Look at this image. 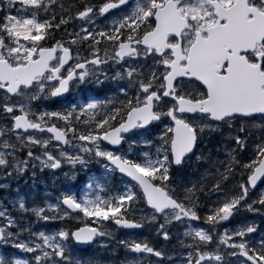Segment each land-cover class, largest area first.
<instances>
[{"label":"snow or ice","instance_id":"6c2138e0","mask_svg":"<svg viewBox=\"0 0 264 264\" xmlns=\"http://www.w3.org/2000/svg\"><path fill=\"white\" fill-rule=\"evenodd\" d=\"M109 83L112 97L68 99ZM91 159L123 189L101 195L90 181L40 207L17 187L12 209L0 204V264H95L73 253L111 238L106 221L164 242L177 229L178 253L120 239L122 264H264L259 225L219 231L241 209L264 216V190L251 198L264 184V0H0V177ZM81 213L101 227L34 230Z\"/></svg>","mask_w":264,"mask_h":264},{"label":"rangeland","instance_id":"374dc122","mask_svg":"<svg viewBox=\"0 0 264 264\" xmlns=\"http://www.w3.org/2000/svg\"><path fill=\"white\" fill-rule=\"evenodd\" d=\"M103 23V21H101ZM85 87V92L83 94H80L78 91L72 95V97L69 100H82L84 97V94L86 96H93V91L95 90L97 93V87L95 85L89 84L84 86ZM112 87H108L110 89ZM99 91L98 93H104L105 90ZM114 96V95H113ZM94 97H97L96 95ZM112 97V96H109ZM50 101V100H49ZM46 101L45 103L47 104ZM50 108V107H49ZM51 110H57V109H52ZM143 131V130H139ZM157 134L156 129H150L147 132H143L144 137H155ZM47 135H45L46 138ZM133 140H141L142 137L141 135H135L131 137ZM54 143V142H53ZM55 144V143H54ZM143 147V145H141ZM129 148L128 144H124V150L127 151ZM144 151H147L148 149L146 147L143 148ZM139 151V149H137ZM154 151V149H153ZM223 152V151H222ZM58 155V153H56ZM252 152L249 150V152L246 153L247 158L251 157ZM64 169L59 170L56 174L51 173L49 177H43L40 174L36 173L35 181H33L32 178V173H28L27 176L19 180L18 182L13 180V181H5L2 177H0V184L4 183H10L11 188L5 189V188H0V204H3L8 207L9 210L12 209V204L10 203L11 200H13L17 193L15 189L18 187L20 190V194L24 195L29 203V206L31 204V201L34 200V195L33 192L34 190H39L46 194L47 197H51L53 201H45L48 203H55L56 198L61 195L62 191H70L72 193H77V194H82L83 191H85V186L91 181L93 184V188L89 191H95L97 194H107V195H115L116 194V189H123L124 185L123 184H117L118 188L115 187H107L108 184L111 183V175L106 176L105 175V169L102 165V163L97 162L96 159H91L87 163L86 167H81L80 165H76L75 168H73L70 164L65 162L63 164ZM50 171V170H48ZM65 173H69V176L71 178H67L65 176ZM190 177V173H189ZM120 179V178H118ZM113 180V179H112ZM101 187L104 189V192H101ZM264 190V185L258 190L253 196H251L252 199H255L258 197L260 191ZM251 202V200L249 201ZM38 205V204H36ZM40 206V205H39ZM44 206L41 207H45ZM16 215L17 213H13ZM245 211L240 215L239 213L236 215L235 218H233L230 222L225 221L222 223V226L220 227L219 231L223 232L225 228L228 230H231L232 228L238 226L239 224L243 223H252L254 222L255 224L259 225V222L255 221L254 219H246ZM256 214V213H252ZM258 217L264 218V216H261L260 214H256ZM35 218V216H32ZM139 218V216L137 215ZM26 219H29L26 217ZM36 220V218H35ZM70 222V223H69ZM68 223H66L65 227L72 226L74 224L75 226L77 225H91L93 224L92 220H89L88 218L83 217V214H80V217L78 219H72ZM39 223H43V221H40ZM51 224H56L51 226V232L55 231L58 229L60 226L58 222H54ZM104 225H107V227L104 229L105 231H108L112 233V237H105L98 239L93 246L91 247V250L95 251V254L98 255L100 258H104L110 262V264L114 263L115 261L118 263H122V261L125 258V250L122 247L118 246V241L120 239L124 238H135L138 240H143L147 239L151 243H155V240L159 239V245L163 248H166L169 252V254H172L173 249L175 248L176 252L178 253L179 245H178V239L176 236L177 229H172L173 232V239L171 242H164L162 238H157L155 236V233L150 230L149 228L146 227V230L144 229L139 232V233H128L124 231H119L115 229L110 223L108 222H103ZM193 226L197 224V222L193 221L192 222ZM207 227V226H204ZM184 228H180L179 232L182 234ZM182 238V236L180 237ZM90 250V251H91Z\"/></svg>","mask_w":264,"mask_h":264},{"label":"trees","instance_id":"16d2710c","mask_svg":"<svg viewBox=\"0 0 264 264\" xmlns=\"http://www.w3.org/2000/svg\"><path fill=\"white\" fill-rule=\"evenodd\" d=\"M69 2H79V0H69ZM63 33H60V32H58V33H56V36H57V39H59L60 38V36L62 35ZM105 96H108L107 94H105V93H101L100 94V97L101 98H103V97H105ZM243 157H244V159H245V162H247V156H246V153H244L243 154ZM224 158V156H222L221 157V159H223ZM188 176H189V173H188ZM190 179H193V180H198V179H200L201 177H200V174H195V175H190V177H189ZM244 179H246V177L244 178ZM206 183H208V185H209V187H211V185H212V183H214V181L213 180H207V181H205ZM239 182V175L237 174V178L235 179V180H232V181H230L229 182V187H231L232 186V184H235V183H238ZM106 187H113V184L112 183H110V184H108ZM253 194H251V196H252ZM211 199H215V196H213ZM201 203L202 204H204L205 203V198L204 197H201ZM208 207H211V204L209 203L208 204ZM206 212H207V208H205L203 211H201L200 212V215H201V217H203L205 214H206ZM244 212V210L243 209H241L240 210V212H239V214L241 215L242 213ZM245 213H248V214H245V216H246V219L248 218V219H254L255 221H257V222H259V226L262 228V229H264V218H262V217H258L256 214H252V212H247V211H245ZM30 219L32 220V218L30 217ZM33 222H35V221H33ZM202 225H203V221L201 220V222H200ZM53 225H55V224H47V225H45V224H42V223H34V230H36V231H39V230H44V231H46V232H51V226H53ZM74 224H72V226H73ZM205 226H207V225H205ZM74 227V226H73ZM84 251H82V252H79L80 254L81 253H83ZM74 254V257L75 258H78V259H81V260H83V261H89V260H92V261H95V264H104L105 262H106V260L105 259H102V258H100V257H98V255H96L95 254V252L94 251H89L88 252V254L87 255H85V253L82 255V256H78L76 253H73ZM112 264H122V263H118V262H114V263H112Z\"/></svg>","mask_w":264,"mask_h":264},{"label":"flooded vegetation","instance_id":"af4514ba","mask_svg":"<svg viewBox=\"0 0 264 264\" xmlns=\"http://www.w3.org/2000/svg\"><path fill=\"white\" fill-rule=\"evenodd\" d=\"M108 87H112V88H110V89H112V90H111V91H109V90H105L104 93L107 94L108 97H109V96H113V95H115V88H114V85L111 84V83H109L108 85H106L105 88H97V93H98L99 91L104 90V89H108ZM77 91H78L80 94H83V93L85 92V87H83L82 90L74 89L73 92L71 93V95H69L68 99H70V98L72 97V95H73L74 93H76ZM97 93H96L95 90L93 91V95H97ZM84 97H86L85 94H84ZM84 97H83V98H84ZM62 103H64V102H63V101H60L59 99H57V100H54V99H53V100H50L49 102H47V105H48L50 108H52V109H59ZM200 147H201V148H204L205 145H200ZM63 169H64V167H62L60 170H63ZM29 173H31V171H29ZM36 173H37V174H40V175L43 176V177H49L51 173H54V171H53V170L48 171V169H45L43 172H41L40 169H39V167H37V169H36ZM177 182L179 183V182H180V179H177ZM0 193H1V191H0ZM33 195H34L35 197H34V200L31 201L30 206H32L33 204H38V205H40V207H41L42 205H44L43 203H44L45 201H47V200H49V201H53V199H52L51 197H47L46 194L42 193V192L40 191V189L37 190V188H36V190H34ZM137 219H138V217H137ZM57 222H58V224H59L60 227H61V226H64V227H65V226H66V223H68L69 221H66V222H63V223H61L60 221H57ZM106 222H108V223H110V224L112 225V222H111V221H106ZM69 223H70V222H69ZM55 225H56V224H55ZM98 226L101 227V225H98ZM144 230H146V228H144ZM133 233H135V232H133ZM154 244H155L157 247H161V246L159 245V239L155 240V243H154ZM179 251H180V248L178 249V252H179ZM155 259H156V258L153 257V260H155ZM165 264H167V261H165Z\"/></svg>","mask_w":264,"mask_h":264},{"label":"water","instance_id":"95a60500","mask_svg":"<svg viewBox=\"0 0 264 264\" xmlns=\"http://www.w3.org/2000/svg\"><path fill=\"white\" fill-rule=\"evenodd\" d=\"M113 11H115V10H113ZM49 135H50V134H49ZM109 147H111V146H109ZM56 170H58V169H56ZM261 185H262V184H260L259 187H260ZM259 187H258V188H259ZM258 188H257V189H258ZM257 189H255L254 191H256ZM254 191H253V192H254ZM114 225H115V224H114ZM115 226H116V225H115ZM81 227H84V226H81ZM89 227H90V226H89ZM116 227H117V226H116ZM117 228H118V227H117ZM119 229H121V228H119ZM124 230L131 231V230H133V229H124ZM97 238H98V237H97ZM97 238H96V239H97ZM92 244H93V243H92ZM90 245H91V244H83V245H79V246H77V248L85 249V248H87V247L90 246Z\"/></svg>","mask_w":264,"mask_h":264}]
</instances>
